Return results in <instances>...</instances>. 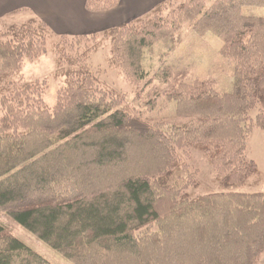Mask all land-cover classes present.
<instances>
[{
    "label": "trees",
    "instance_id": "16d2710c",
    "mask_svg": "<svg viewBox=\"0 0 264 264\" xmlns=\"http://www.w3.org/2000/svg\"><path fill=\"white\" fill-rule=\"evenodd\" d=\"M166 4L148 18L60 39L103 33L114 43L110 64L141 80L143 50L156 28L164 31L157 15ZM244 6L264 0H216L194 26L222 39L235 64L233 92L201 81L174 88L186 121L167 130L110 96L83 60L88 51H58L57 74L67 82L47 106L40 84L21 76L26 59L47 52V24L0 38V209L75 264H259L264 192L234 190L259 173L249 141L254 124L264 129V17L244 15ZM190 150L207 156L220 190L188 192ZM0 264L52 263L0 223Z\"/></svg>",
    "mask_w": 264,
    "mask_h": 264
},
{
    "label": "rangeland",
    "instance_id": "374dc122",
    "mask_svg": "<svg viewBox=\"0 0 264 264\" xmlns=\"http://www.w3.org/2000/svg\"><path fill=\"white\" fill-rule=\"evenodd\" d=\"M194 1L196 3H193ZM215 1L167 0L162 12L157 15L160 24L164 25V31L156 28L157 39L143 50L141 61L146 72L144 79L132 82L125 76L121 67L110 64L114 43L112 38L103 37V33L94 38L82 37L80 40L68 38V43L65 44L60 39L62 34L47 26H44L47 52L34 60L26 59L21 76L25 81L39 83L45 104L53 108L67 82L66 76L57 74L58 51L72 52L74 56H82L88 51V57L83 60L101 81L109 86L107 90L111 91L110 96L127 106L131 113L165 130L183 125L186 120L179 115L178 103L171 97L174 88L180 89L181 86H190L196 81H201L208 83L219 93H231L234 90L235 64L222 54V39L214 33L200 34L194 29L201 17L198 13L211 8ZM118 2L105 7L99 5L97 8L94 3L112 4V0H88L87 7L92 12L102 11L114 7ZM248 9L257 12L250 13L251 16L264 17V7L244 6L241 11L245 15L246 10L250 11ZM143 17L148 18V15ZM11 20L12 18L5 23L0 22V38H8L13 28L29 22L40 24L39 21H42L36 17L25 22ZM112 28L114 27L107 30ZM258 113V108L250 111L254 123ZM248 157L255 161L259 173L234 190L264 192V129L258 124H254L250 133ZM185 158L186 167L191 171L190 177L195 181V185L190 186L188 192L199 195L221 189L217 181V171L205 154L190 150ZM0 223L52 264H75L1 209ZM259 264H264V255Z\"/></svg>",
    "mask_w": 264,
    "mask_h": 264
},
{
    "label": "crops",
    "instance_id": "0c3cea01",
    "mask_svg": "<svg viewBox=\"0 0 264 264\" xmlns=\"http://www.w3.org/2000/svg\"><path fill=\"white\" fill-rule=\"evenodd\" d=\"M88 0H0V22L12 18L25 22L36 17L59 34L83 35L102 32L148 15L167 0H120L114 7L90 11ZM250 10V9H248ZM245 15L257 13L250 10ZM10 23V22H9Z\"/></svg>",
    "mask_w": 264,
    "mask_h": 264
}]
</instances>
